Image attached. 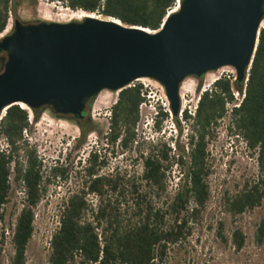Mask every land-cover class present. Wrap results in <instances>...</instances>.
I'll return each instance as SVG.
<instances>
[{"label":"trees","instance_id":"16d2710c","mask_svg":"<svg viewBox=\"0 0 264 264\" xmlns=\"http://www.w3.org/2000/svg\"><path fill=\"white\" fill-rule=\"evenodd\" d=\"M71 11L95 13L115 20L122 25L156 31L175 0H47ZM18 0H0V33L4 30L7 13L15 15ZM264 20V15L262 17ZM232 88L242 93L237 106L228 110L234 102ZM139 83L124 87L116 94L109 107L106 145L113 150L133 152L141 163L140 181L146 186V194L138 193L139 186L130 185L136 197L131 216L121 218L115 204L106 198V190H118L116 176L100 173L104 162L99 150L91 147L81 163V186L67 193L57 210V227L49 241L47 264H163L167 251L179 241L185 240L191 224L197 223L209 198L206 183L209 174L207 145L220 121L226 117V127L254 154L257 173L255 181H245L233 194L223 198L224 212L233 220L260 205L264 197V27L259 28L246 80L236 83L227 77L217 78L202 91L192 115L183 109L180 116L170 117L177 136L169 143L155 141L144 150L134 132L138 121V105L144 100ZM92 97L87 105L91 103ZM152 129L159 132L161 124L169 117L167 110L156 107ZM39 110H31L33 120ZM178 114V113H177ZM27 111L18 105H9L0 118V136L10 145V155L0 153V221L2 206L6 202L10 178L23 188V200L15 217L10 236L12 255L8 264H24L25 249L32 235L33 209L45 196L47 185L63 176L65 170L57 162L44 166L35 148L22 140L21 131L27 127ZM182 123V124H180ZM81 142L90 130L89 119L75 123ZM184 142L179 144L177 137ZM173 149L171 155V147ZM172 168L182 169L172 196L163 208L152 205L148 195L159 198L164 195L166 179ZM123 194V188L120 189ZM86 195L96 197L94 207L86 201ZM217 236L226 243L222 225L218 223ZM264 236V225L259 223L254 232V242L259 245ZM230 245L234 252L244 244L242 232L234 228L230 232ZM3 233L0 232V264Z\"/></svg>","mask_w":264,"mask_h":264},{"label":"water","instance_id":"95a60500","mask_svg":"<svg viewBox=\"0 0 264 264\" xmlns=\"http://www.w3.org/2000/svg\"><path fill=\"white\" fill-rule=\"evenodd\" d=\"M263 15L264 0H178L153 32L88 16L14 20L0 37V113L22 104L76 121L100 91L143 78L160 85L175 117L185 78L230 67L233 81L246 80Z\"/></svg>","mask_w":264,"mask_h":264},{"label":"rangeland","instance_id":"374dc122","mask_svg":"<svg viewBox=\"0 0 264 264\" xmlns=\"http://www.w3.org/2000/svg\"><path fill=\"white\" fill-rule=\"evenodd\" d=\"M86 15L101 20L108 19L95 13L71 11L58 4L47 2V0H18L15 15L12 16L10 13V26L1 36L11 30L14 20L25 23L37 21L62 23L81 20ZM259 27H264V20L260 22ZM223 76L233 81L234 70L230 67H222L207 72L197 79L185 78L178 90L179 102L183 101V109L192 112L202 90L207 89L212 80ZM141 82L147 85L145 90L148 96L138 112L135 134L138 138L139 149L144 150L148 144L156 140L169 143L168 139L177 136V130L168 117L162 122L159 132L153 131L150 121L153 117L152 107L155 109L162 107L161 101H163L164 93L160 85L154 81L142 80ZM232 94L234 102L226 105L227 110L240 99V94L237 95L233 88ZM114 99V92L100 91L89 106L86 104L85 111L89 119L90 130L81 142H78L80 132L72 120L56 117L49 109H37L39 110L37 118L33 120L32 112L20 104L31 116V123L26 129L28 145L35 148L44 166L57 162L56 164L65 170L62 177L47 185L45 196L33 209L32 235L26 245L24 264H47L48 240L57 225L58 206L67 193L81 186L83 176L81 163L78 164V162L84 158L89 147L94 145L99 150L100 158L104 162L100 172L120 178L118 190L114 192L106 190V198L116 205L121 218L127 219L131 216L136 201V196L130 192L131 184L135 187L139 186L138 193L146 194V186L139 179L141 163L138 157L133 152H122L117 147L112 150L103 145L102 133L107 123V112ZM227 122L226 115L220 121L213 134V139L207 145L209 174L206 183L209 198L200 218L197 223L191 224L190 233L185 240L169 248L163 264H264V236L259 245L255 244L253 238L257 225L259 223L264 225V197L258 207L233 220L224 212V197L235 193L245 181H255L260 177L257 173L254 154L245 148L242 141L232 135L231 128L226 127ZM184 132L185 129L181 137H177L179 144L184 142ZM169 146L171 147V144ZM172 151L171 147L170 155ZM181 174L182 169L172 168L171 176L165 182L164 195L159 198L152 194L148 195L152 205L157 208L164 207V203L168 201L176 188L177 180L182 181ZM121 188H123L122 195L119 192ZM22 200L23 195L20 188L11 181L6 202L2 206L0 221V232L3 233L2 264H8L12 255L10 236ZM87 200L89 203H94L95 199L88 196ZM218 223L222 225V235L227 240L226 243L221 242L217 236ZM234 228L239 229L244 236L243 247L238 252L233 251L229 242L230 232Z\"/></svg>","mask_w":264,"mask_h":264},{"label":"built area","instance_id":"2783aa9c","mask_svg":"<svg viewBox=\"0 0 264 264\" xmlns=\"http://www.w3.org/2000/svg\"><path fill=\"white\" fill-rule=\"evenodd\" d=\"M175 5L177 6V0H175ZM172 10H174V6L170 9V10H168V12L166 13V15H168ZM10 12H8L7 13V19H6V24H5V27H4V30L0 33V36H1V34L3 33V32H5L6 31V29L8 28V26H10L9 24H10ZM217 78H219V77H217ZM216 78V79H217ZM216 79H214V80H212L211 81V83H213ZM142 80H146V81H149L148 79H143V78H140V79H135L134 81H132V82H130L128 85H126L125 87H132L134 84H136V83H139L141 86H142V90H143V92H144V94H143V97H144V100L138 105V112H139V110H140V108L142 107V105H144V103L146 102V97L148 96L147 94H146V88H147V85L146 84H144V83H142L141 81ZM245 82V81H244ZM210 83V84H211ZM124 88V87H123ZM119 91V90H118ZM118 91H116V92H114L115 93V99H116V94H117V92ZM202 91H204V90H202ZM237 95H239L237 92H235ZM178 95H179V93H178ZM233 95V94H232ZM242 96H243V90H242V93L240 94V99L242 98ZM115 99H114V101L112 102V104L115 102ZM240 99H239V101H240ZM239 101L236 103V104H233L232 106H237V104L239 103ZM197 102V101H196ZM180 103V102H179ZM161 108L163 109V110H167V107H168V102H167V100H166V98H165V96H163V101H161ZM194 108H195V106L192 108V112H190V114L192 115V113H193V111H194ZM231 108V107H230ZM4 110H5V108L2 110V112L0 113V118H1V116H3V113H4ZM152 110H153V116L155 115V113H156V111H157V109H155V108H153L152 107ZM183 110V107L180 105V108H179V110H178V116H180V113H181V111ZM167 112L169 113V111L167 110ZM189 111H187V113H188ZM108 117H109V110H108V112H107V120H108ZM169 117H170V115H169ZM153 118V117H152ZM152 118H150V121L152 122ZM26 120H27V124H30L31 123V116L29 115V114H27V118H26ZM137 124V123H136ZM28 126V125H27ZM135 127H136V125H135ZM135 127H134V132H136V129H135ZM26 129H27V127L26 128H24L22 131H21V136H22V140H24L27 144H28V142H27V139H26ZM108 122L106 123V127L104 128V131H103V133H102V141H103V145L104 146H107L106 145V134L108 133ZM91 147H94L95 148V146L93 145V146H91ZM91 147H89V149L91 148ZM88 149V150H89ZM88 150H87V152H88ZM87 152H86V154H87ZM0 153L1 154H3V155H5V156H9L10 155V145H9V143H8V141H7V139L4 137V136H0ZM86 154H85V156H86ZM99 154V153H98ZM100 155V154H99ZM84 156V157H85ZM53 164V163H52ZM101 170V169H100ZM100 172V171H99ZM101 173V172H100ZM10 182H11V178H10ZM10 182H9V184H10ZM18 187L20 188V191H21V194L23 195V188H22V186L21 185H18ZM88 196H92V195H86V201H87V203L90 205V207L92 208V207H94V205H95V203H96V197L95 196H92V197H94V203H89L88 202V200H87V197ZM56 223H57V221H56ZM57 225H58V223H57ZM57 225H56V227H57ZM56 229V228H55ZM51 237V236H50ZM50 237H49V240H48V247L50 248V246H49V241H50Z\"/></svg>","mask_w":264,"mask_h":264},{"label":"flooded vegetation","instance_id":"af4514ba","mask_svg":"<svg viewBox=\"0 0 264 264\" xmlns=\"http://www.w3.org/2000/svg\"><path fill=\"white\" fill-rule=\"evenodd\" d=\"M3 59H4V53L3 52H0V69H1V66H2V62H3ZM44 109H47V108H44ZM56 117H60V116H56ZM63 119H70L71 120V117L70 116H66V117H62ZM87 112L85 111V109L83 110L82 114H81V117L78 118L76 121H73L74 123H80V124H83L87 121Z\"/></svg>","mask_w":264,"mask_h":264},{"label":"bare ground","instance_id":"6f19581e","mask_svg":"<svg viewBox=\"0 0 264 264\" xmlns=\"http://www.w3.org/2000/svg\"><path fill=\"white\" fill-rule=\"evenodd\" d=\"M178 1V0H177ZM176 6V5H175ZM177 9V6L174 8V10L173 11H175ZM173 11H171V12H173ZM92 17L91 15H86L85 17ZM92 18H94V17H92ZM150 32V31H149ZM181 86V85H180ZM179 89H180V87H179ZM181 99H182V97H181ZM179 100H180V95H179ZM16 105H18L20 108H22L21 107V105L20 104H16ZM180 105L183 107V101L181 100V103H180Z\"/></svg>","mask_w":264,"mask_h":264}]
</instances>
